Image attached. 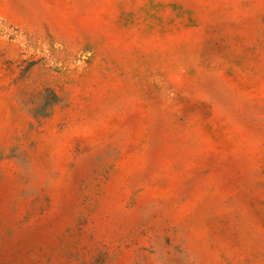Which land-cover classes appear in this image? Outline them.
Returning a JSON list of instances; mask_svg holds the SVG:
<instances>
[{
	"label": "rangeland",
	"instance_id": "rangeland-1",
	"mask_svg": "<svg viewBox=\"0 0 264 264\" xmlns=\"http://www.w3.org/2000/svg\"><path fill=\"white\" fill-rule=\"evenodd\" d=\"M0 264H264V0H0Z\"/></svg>",
	"mask_w": 264,
	"mask_h": 264
}]
</instances>
